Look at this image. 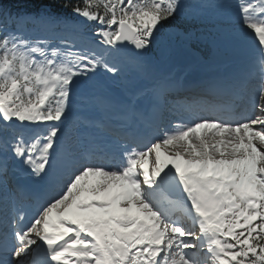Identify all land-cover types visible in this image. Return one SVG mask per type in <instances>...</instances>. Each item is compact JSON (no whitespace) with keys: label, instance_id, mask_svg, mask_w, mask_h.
<instances>
[{"label":"snow or ice","instance_id":"snow-or-ice-1","mask_svg":"<svg viewBox=\"0 0 264 264\" xmlns=\"http://www.w3.org/2000/svg\"><path fill=\"white\" fill-rule=\"evenodd\" d=\"M32 2L0 0V264H264V0Z\"/></svg>","mask_w":264,"mask_h":264},{"label":"trees","instance_id":"trees-1","mask_svg":"<svg viewBox=\"0 0 264 264\" xmlns=\"http://www.w3.org/2000/svg\"><path fill=\"white\" fill-rule=\"evenodd\" d=\"M59 2L60 0H56L57 8L59 7ZM5 3L10 4L13 9L21 8L31 11L37 7V3H33L32 0H5Z\"/></svg>","mask_w":264,"mask_h":264},{"label":"rangeland","instance_id":"rangeland-1","mask_svg":"<svg viewBox=\"0 0 264 264\" xmlns=\"http://www.w3.org/2000/svg\"><path fill=\"white\" fill-rule=\"evenodd\" d=\"M219 66H220V65H218V66H213V67H216V68H217V67H219ZM179 67H180V66L176 67L175 69H173V71H174V72H179V71H178V70H179ZM183 69H185V68H183ZM183 71H184V70H183ZM171 118L173 119V117H171ZM171 118H170V119H171Z\"/></svg>","mask_w":264,"mask_h":264},{"label":"bare ground","instance_id":"bare-ground-1","mask_svg":"<svg viewBox=\"0 0 264 264\" xmlns=\"http://www.w3.org/2000/svg\"><path fill=\"white\" fill-rule=\"evenodd\" d=\"M186 70H187V68L184 69V71H186ZM176 73H178V72H176ZM166 116H167V115H166Z\"/></svg>","mask_w":264,"mask_h":264}]
</instances>
